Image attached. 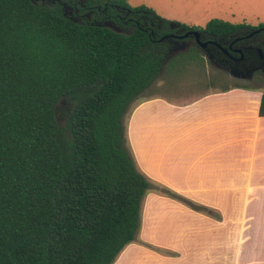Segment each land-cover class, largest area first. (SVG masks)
I'll list each match as a JSON object with an SVG mask.
<instances>
[{
    "label": "trees",
    "instance_id": "obj_1",
    "mask_svg": "<svg viewBox=\"0 0 264 264\" xmlns=\"http://www.w3.org/2000/svg\"><path fill=\"white\" fill-rule=\"evenodd\" d=\"M107 1L128 32L0 0V264H114L137 241L150 192L221 219L139 169L124 119L163 70L195 59L194 48L172 54L168 34L199 31L255 54L257 36L247 37L264 26L200 28Z\"/></svg>",
    "mask_w": 264,
    "mask_h": 264
},
{
    "label": "crops",
    "instance_id": "obj_2",
    "mask_svg": "<svg viewBox=\"0 0 264 264\" xmlns=\"http://www.w3.org/2000/svg\"><path fill=\"white\" fill-rule=\"evenodd\" d=\"M235 16L220 8L210 20L239 24ZM263 93L210 89L183 103L150 98L133 106L127 137L139 169L221 219L150 192L143 245H128L114 264H264Z\"/></svg>",
    "mask_w": 264,
    "mask_h": 264
},
{
    "label": "rangeland",
    "instance_id": "obj_3",
    "mask_svg": "<svg viewBox=\"0 0 264 264\" xmlns=\"http://www.w3.org/2000/svg\"><path fill=\"white\" fill-rule=\"evenodd\" d=\"M135 8L146 6L163 19L181 24L197 25L204 28L211 19V14L220 8L236 11L235 20L251 26H264V0H125ZM244 15V16H242ZM195 56V59L175 64L163 70L156 82L136 100L125 116V124L134 105L150 98H164L176 103H183L191 98L199 96L210 89H227L235 86L249 87L264 91V76L258 75L251 83H244L231 78L223 70L219 69L203 51L192 47L187 52ZM196 51V52H195ZM195 53V54H194ZM155 193V192H154ZM180 215L185 216L187 210L183 209ZM142 215L145 213V201L142 207ZM195 219V218H194ZM198 221V220H197ZM199 224V221H198ZM141 241V232L137 241Z\"/></svg>",
    "mask_w": 264,
    "mask_h": 264
},
{
    "label": "flooded vegetation",
    "instance_id": "obj_4",
    "mask_svg": "<svg viewBox=\"0 0 264 264\" xmlns=\"http://www.w3.org/2000/svg\"><path fill=\"white\" fill-rule=\"evenodd\" d=\"M31 2L35 5L60 8L63 15L75 23H90L104 27L108 24L120 32H128L129 30L126 26L115 24L116 19L123 21V11L107 0H31ZM262 30H264V27L255 30L247 37V40H249L253 36H257L255 39L257 43L255 54L250 53L249 50L248 54L244 53V51H247L246 49H252L249 45L244 46L243 48L246 47V49L243 51L237 45V41L221 44L213 37H206L201 34L200 41L208 43L207 47L202 49L192 35L188 38L180 39L179 37L187 33L184 31L175 30L168 34L172 37L166 40L171 46L170 51L172 54L183 52L181 48L186 43L188 47L184 51L196 47L203 51L211 62L231 78L244 83H251L258 75L264 76V38L260 36ZM238 40L243 41V39ZM233 70L236 73V77L231 75Z\"/></svg>",
    "mask_w": 264,
    "mask_h": 264
},
{
    "label": "water",
    "instance_id": "obj_5",
    "mask_svg": "<svg viewBox=\"0 0 264 264\" xmlns=\"http://www.w3.org/2000/svg\"><path fill=\"white\" fill-rule=\"evenodd\" d=\"M105 27L110 28V29H112L113 31H115L117 33H120V31H118L116 28L112 27L111 25L106 24ZM191 35L196 38V40L198 41V44L201 46L202 49H205L207 47L208 43L200 41L201 33L199 31L187 32L185 35H183L182 37H179V38L180 39H185V38H188ZM170 37H172V36L167 35L161 41L166 40V39H168ZM214 43H216V42H214ZM187 47H188V45L186 43H184V45L182 46L181 50L184 51V50L187 49ZM260 53H261V51H260ZM231 75L233 77H236V73H235L234 70L231 72Z\"/></svg>",
    "mask_w": 264,
    "mask_h": 264
}]
</instances>
